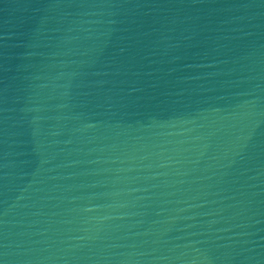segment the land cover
Wrapping results in <instances>:
<instances>
[{
	"label": "water",
	"instance_id": "1",
	"mask_svg": "<svg viewBox=\"0 0 264 264\" xmlns=\"http://www.w3.org/2000/svg\"><path fill=\"white\" fill-rule=\"evenodd\" d=\"M3 264H264V0H0Z\"/></svg>",
	"mask_w": 264,
	"mask_h": 264
},
{
	"label": "snow or ice",
	"instance_id": "2",
	"mask_svg": "<svg viewBox=\"0 0 264 264\" xmlns=\"http://www.w3.org/2000/svg\"><path fill=\"white\" fill-rule=\"evenodd\" d=\"M0 264H3V262H2V261H0Z\"/></svg>",
	"mask_w": 264,
	"mask_h": 264
}]
</instances>
